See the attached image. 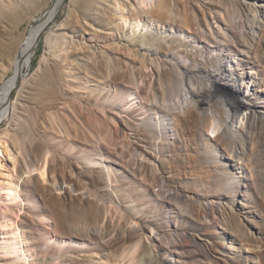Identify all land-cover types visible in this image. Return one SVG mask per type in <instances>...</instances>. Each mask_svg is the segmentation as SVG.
Returning a JSON list of instances; mask_svg holds the SVG:
<instances>
[{"label":"rangeland","instance_id":"rangeland-1","mask_svg":"<svg viewBox=\"0 0 264 264\" xmlns=\"http://www.w3.org/2000/svg\"><path fill=\"white\" fill-rule=\"evenodd\" d=\"M240 1L170 0L180 12L178 15L198 16L200 28L195 30L198 36H204V42L199 43L189 38L192 35L189 30L182 36L174 28L160 29L162 24L157 21L147 23L151 24L147 30L144 26L147 11L143 12V8L150 12L155 0H145V5L142 0H96L95 11L87 12V17L91 18L96 31L112 36L114 41L101 42L85 50L79 46L76 54L63 61L60 70L70 83L63 89L78 103L80 97L90 96L85 103L86 109L105 125L101 130L95 127L86 129L87 146L92 155L89 160L80 162L84 155L81 150L85 147L78 139L69 144V139L78 137L85 129L83 122L74 116L62 123L63 111L58 109L48 113L45 126L50 128L60 123L56 135L62 146L53 152L45 149L50 164L44 179L40 176L38 158L24 151L30 165V177L28 181L20 179V198L16 204L9 205L12 225H19L30 238V244L25 248L27 260L24 264H75L77 260H85V264H194L188 239L182 235L185 231L190 232L188 234L196 241L208 243L211 261L204 260L205 264H264V128L260 131L262 134L256 131L231 144L223 135L208 131L203 124L181 128L167 118L168 121L161 122L165 128L164 136L159 137L155 131L143 128L147 100L146 94L138 92L144 85L148 92L155 83L152 68H145L141 62L148 57L147 48L152 49V59L159 56L155 51L158 44L151 42L154 36L162 44L172 42L182 51V60L194 56L201 64L208 61L209 67H212L210 62L215 54H208L205 46L207 43L217 45L219 48L212 49L220 54L219 60L227 62L228 69L235 71L234 77L245 96L252 75L256 74L258 84H264V47L261 46V41L264 43V23L257 29L252 45L250 42V45L245 44V20L237 11ZM54 3L55 0H0V94L3 84L13 76L14 61L24 37L33 26L45 20ZM76 6L77 0H64L51 23L40 34L37 44L36 38L32 64L23 72L8 99L11 104H22L25 96L23 104L26 108L0 124V133L6 131L17 137L22 133L19 128L29 126L27 122L32 116L28 113V101L36 99L34 88L47 69L43 59L47 39L69 19H74L75 27L66 32L69 37L80 41L83 27L78 23ZM184 9L188 14L182 13ZM261 10L264 11V4ZM138 13L142 16L139 20L136 19ZM102 18L109 22L105 29L99 26ZM113 46L119 52L113 50ZM129 48L136 53L139 51L136 54L139 63L135 67L143 71V75L134 79L130 95L123 100L119 94L123 86L113 84L112 79L118 72L128 71L130 61L123 49ZM98 60L106 62L100 74ZM186 62L188 66L190 60ZM218 101L221 102V98ZM183 111L178 109L176 113L183 114ZM155 118L157 121L158 117ZM24 132V141L31 147L37 142L33 139L37 132L34 128ZM9 153L16 157L18 167L21 166L23 156L18 145L11 146ZM65 156L74 158L75 168L68 160L67 163L63 161ZM7 161L4 160V174L17 178V169L10 171L9 157ZM0 182H4L0 185L1 197H4L7 182L4 176H0ZM161 184H169L172 192L180 190L188 197L203 201L209 220L228 239L226 250L233 241L232 251L223 253L217 242L206 237L205 232L189 230L187 220L201 224L200 206L190 198L181 203L184 211L162 205L155 198ZM47 192L56 197L67 194L71 200L77 198L78 206L86 201L89 208H99L100 211L96 215L90 214L85 223L79 221L82 209L75 214L69 212L64 219L59 218ZM4 204L6 202H0V207H5ZM57 222H62L63 227L60 228ZM7 232L10 231L7 229ZM69 247L74 251L63 255L55 252ZM10 257L14 258L15 254ZM132 257L135 260L130 263ZM14 259L16 263L17 259Z\"/></svg>","mask_w":264,"mask_h":264},{"label":"bare ground","instance_id":"bare-ground-1","mask_svg":"<svg viewBox=\"0 0 264 264\" xmlns=\"http://www.w3.org/2000/svg\"><path fill=\"white\" fill-rule=\"evenodd\" d=\"M63 1L64 0H55L52 8L46 13L45 20L33 26L29 30L28 35L24 37L14 61L13 76L3 84L1 89L0 124L14 117L18 111L21 110L24 112L26 108V105L23 104L25 102V96L21 100L22 104H11L10 101H8V96L14 89L16 79H21V77H23V72L30 68L35 53L34 42L37 36L44 31L45 27L51 23L52 19L58 13L60 6H62ZM95 3L96 0H77L76 8L77 12H79L78 17L80 19L78 23L83 27V31L79 35L80 41L82 42L75 40L72 36L69 37V32H66L68 29L71 30L70 27H75L74 19H69L57 33H54L47 39V48L43 58L44 63L47 65V69L42 80L34 88L35 92L33 90L34 94L36 93L35 96L33 94L36 99L28 101L30 105L28 107L29 112H27L30 114V117L32 116L30 122H27L29 126H22L23 128L18 127L22 130V133L17 137L16 135H10V133L6 131L0 133V176H4L5 181H7L4 188V197H1L0 190V202H6V204H4L5 207H0V220L3 221V226H0V263L2 264H24L27 260L25 248L30 244V238L19 225L16 223L12 225L10 221L12 211L9 208V205L16 204L20 198L18 190L20 179H27L28 181L30 177V165L26 161L24 151L30 156L38 158L40 163V176L44 179L50 164L45 149L49 152H53L62 146V144L58 142L56 135L57 128L61 127L60 123L50 128H46L45 126L48 113L58 109L63 111L62 123L68 122L69 119L74 116H77L83 122L85 129L78 137L71 136L69 139V144H73L74 140L78 139L80 144L85 147V149L81 150L84 152V155L79 159L80 162L81 160L82 162L89 160L92 155L87 146L89 144V137L86 129L95 127L101 130L104 128L105 122L98 120V116L92 115L91 111L85 107V103L90 96L80 97L78 103L68 95L66 89H63L64 87L66 88L67 85H70V83L60 70L63 61L69 58L70 55L76 54L79 50V46L84 50L88 48L91 49L92 46L96 47L98 43L102 42L107 44L113 40L112 36L102 35L96 31V27L91 21V18L87 17V12L92 13L95 11ZM142 3L145 5V0H142ZM154 4L150 12L143 8V12L147 11V13H145V18L147 17L148 19L144 21V26L147 30L150 28L152 22L154 23L157 21L158 24H162L160 29L171 30L174 28L177 29L178 33L182 36L185 35L184 32L189 30L192 32L189 38L199 43L204 42L202 41L204 40V36H198L199 33L195 30L196 27L200 28V25H198V16L196 14L187 16L178 15L180 12L171 5L170 0H155ZM263 4L264 0H241L239 2L237 11L245 20L243 22V24H245L243 33L245 44H249L250 42L252 45V40L255 38L254 35L258 31L257 29L260 28V24L264 23V11L261 10ZM118 11L121 13L120 10ZM187 11L188 10L184 9L182 13L188 14ZM173 13L175 15H172ZM141 17L142 16L138 13L136 19L139 20ZM122 18V20H125L124 17ZM146 24L148 26H146ZM108 25L109 22H107L105 18L99 21V26L103 29ZM74 33H76V31H74ZM82 35L87 36L82 37ZM154 37L151 42L153 44H158V49L155 51L159 53V56L156 54L158 57L152 59L153 54L150 53L152 49L147 48L146 52L148 53V57H146L144 61H141L142 66L145 68L151 67L155 75V83L149 88L150 90H148V92L144 87L145 85L139 88L138 91L140 94H146L147 100L145 107V114H147V117L145 119L146 121L143 123V128L153 130L151 132L155 131L159 137H163L165 128L162 126L161 122L168 121L167 118L175 121L177 126L181 128L182 126L194 128L200 123L207 126L208 131L220 134V136L223 135L231 144H235L238 138L250 137V135L256 131L260 132L264 128V84H258V81L255 80V71H253L255 75H252L247 83L245 89L247 95L245 96V93L242 92V89L238 86L236 76L234 77L235 71L232 72V70L228 69V66L225 64L227 62L219 60L220 54L217 53L216 49H212L219 48L217 45L207 43L205 46L208 54H215V57H213L210 62L212 67H209L208 61L201 64L194 56H187L186 60H182V51L172 42L169 45L162 44L160 43L162 41L157 39V36ZM205 40L207 41V39ZM238 40L241 41L240 38ZM180 42L185 45L190 44L188 42ZM261 46L264 47L262 41ZM112 49L115 51L117 50L115 47ZM117 51L119 52V50ZM123 51H125V57L130 61L128 71L126 73L118 72L112 81L113 84H121L123 86L119 94L124 100L130 95L132 85H134V79L137 78L138 75H143V71L135 67V65L139 63L136 58V54H139V51L136 53L130 48L128 50L123 49ZM127 51L129 53H127ZM187 59L190 60L188 66L186 64ZM97 66L101 70L99 71L100 74L106 67V62L104 60H98ZM80 68L83 67L81 66ZM241 84H243V82ZM63 91L67 93H63ZM218 98H221L222 101L219 102ZM178 109H183L184 113H176ZM154 116L158 117L157 121ZM91 119H93L92 122ZM16 125L20 126L21 123H16ZM33 128L37 132L33 139L35 141L37 140V142L30 147L24 141V130L27 132L31 129L32 131ZM17 145L21 150L24 162H22L19 167L16 157H13L9 153V148ZM232 152L233 151H231V153ZM2 157L4 158L2 159ZM7 157H9V161H11L12 165V168L9 170L14 172V170L17 169L16 176L18 179L14 178L11 174H4L6 171L4 160L7 161ZM229 158H231V156H229ZM62 159L65 163H67L68 160L69 165L75 168V162L72 156H65V158ZM251 166L252 165H250V167ZM3 169L5 170L4 172ZM250 170L252 169L250 168ZM167 182L169 184L171 183L168 179ZM3 183L4 182H0V185H3ZM169 184H161L160 192L155 198L159 199L162 205L169 207L171 210L179 207L182 211H184V208L182 209L181 203L189 198L193 200L200 206L199 216L201 224L187 220L186 223L189 230L194 232H205L206 237L217 242L220 251L223 253H230L234 243L231 241L230 248L226 250L225 243L228 242V239L226 236L224 237V232L219 231L209 220L205 203L198 198L184 195L180 190L175 189L174 192H172V190L168 188V186H170ZM39 188L43 191L41 186H39ZM47 194L50 196V201L53 202L51 205L54 206L57 216L62 219H64L69 212L75 214L78 209H82V215H78L81 219L79 221L85 223V221H89L90 217L88 216H90V214L95 213L96 215L100 211L99 208H89L90 204L86 201H84L81 206H78L79 201H75L77 198L73 197V200H71V197L67 194H64L63 197H56L50 192H47ZM85 216L87 218H85ZM57 225L60 228L63 227L62 222H57ZM7 229L10 232H7ZM188 233L190 232L185 231L182 235L188 239L187 244L190 245L189 250L190 254L193 255L194 264H205L203 263L204 260L211 261V256L207 249L208 243L198 242L194 236H190ZM72 251H74L72 247L67 248L65 251H62L61 248L55 250V252L62 255L71 253ZM11 254H15L14 258L17 259L16 263L13 261L15 259L10 257ZM134 260V257H132L130 263H133ZM85 262V260H77L74 263L85 264ZM168 264H171V262Z\"/></svg>","mask_w":264,"mask_h":264},{"label":"water","instance_id":"water-1","mask_svg":"<svg viewBox=\"0 0 264 264\" xmlns=\"http://www.w3.org/2000/svg\"><path fill=\"white\" fill-rule=\"evenodd\" d=\"M40 36H41V35H38V36H37L36 44L38 43V40L40 39ZM19 79H20V78H17V79H16V83H15V85H17ZM10 94H11V93H10ZM10 94H9V96H8V99H9V97H10Z\"/></svg>","mask_w":264,"mask_h":264}]
</instances>
